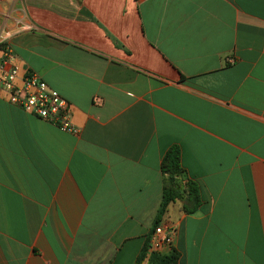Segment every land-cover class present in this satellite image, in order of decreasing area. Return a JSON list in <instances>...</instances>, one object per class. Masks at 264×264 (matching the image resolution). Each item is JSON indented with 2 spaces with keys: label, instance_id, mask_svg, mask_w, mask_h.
Segmentation results:
<instances>
[{
  "label": "crops",
  "instance_id": "1",
  "mask_svg": "<svg viewBox=\"0 0 264 264\" xmlns=\"http://www.w3.org/2000/svg\"><path fill=\"white\" fill-rule=\"evenodd\" d=\"M0 37L79 126L0 96V264H134L171 145L200 202L158 251L264 264V0H0Z\"/></svg>",
  "mask_w": 264,
  "mask_h": 264
},
{
  "label": "built area",
  "instance_id": "2",
  "mask_svg": "<svg viewBox=\"0 0 264 264\" xmlns=\"http://www.w3.org/2000/svg\"><path fill=\"white\" fill-rule=\"evenodd\" d=\"M228 62L233 58L228 57ZM0 96L23 111L69 131L79 126L71 121L70 104L34 71L21 70L10 44L0 37ZM172 227L159 221L148 235L146 251L159 250L171 241Z\"/></svg>",
  "mask_w": 264,
  "mask_h": 264
},
{
  "label": "trees",
  "instance_id": "3",
  "mask_svg": "<svg viewBox=\"0 0 264 264\" xmlns=\"http://www.w3.org/2000/svg\"><path fill=\"white\" fill-rule=\"evenodd\" d=\"M160 171L165 175V183L162 186L158 209L153 218L150 231L160 221V216L170 200L174 198H183L184 202L182 206L186 211L193 210L200 202L195 182L190 179H185L184 183L181 184L179 181L180 176L183 174V168L179 162V150L176 145L169 146L162 154L160 159ZM183 191L186 192L184 197L182 196ZM148 235L149 233L145 236L134 264H139L144 258H146L149 264H176L177 252L173 248L166 252L158 250L146 251L148 246Z\"/></svg>",
  "mask_w": 264,
  "mask_h": 264
}]
</instances>
